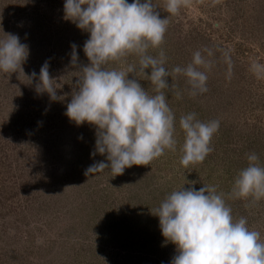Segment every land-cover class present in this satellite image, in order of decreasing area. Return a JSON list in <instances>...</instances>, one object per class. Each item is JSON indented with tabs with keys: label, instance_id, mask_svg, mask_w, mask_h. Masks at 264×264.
Listing matches in <instances>:
<instances>
[{
	"label": "rangeland",
	"instance_id": "obj_1",
	"mask_svg": "<svg viewBox=\"0 0 264 264\" xmlns=\"http://www.w3.org/2000/svg\"><path fill=\"white\" fill-rule=\"evenodd\" d=\"M64 3L0 0V39L17 34L29 48L25 75L0 72V264H171L175 245L165 241L152 212L173 190L205 184L225 193L233 217H245L264 239V199L227 196L247 166L246 154L255 152L264 165V72L252 70L264 65V0H185L170 16L160 46L164 66L169 72L186 66L202 50L211 62L208 91L192 97L183 76H170L174 88L164 91L176 118V151L115 177L107 169L85 175L93 163H107L106 156H93L95 127L65 115L77 71L89 63L83 46L90 34L64 19ZM153 4L162 18L169 15L165 0ZM46 61L62 101L38 94L27 78L33 71L38 76ZM137 62L129 56L107 67ZM136 78L151 92L148 80ZM191 112L201 121L219 120L220 127L214 150L184 168L179 119Z\"/></svg>",
	"mask_w": 264,
	"mask_h": 264
},
{
	"label": "clouds",
	"instance_id": "obj_2",
	"mask_svg": "<svg viewBox=\"0 0 264 264\" xmlns=\"http://www.w3.org/2000/svg\"><path fill=\"white\" fill-rule=\"evenodd\" d=\"M184 3L165 0L164 10L169 15L162 18L153 0H65L64 19L90 34L83 46L89 63L77 71L65 115L78 126L87 123L95 127L93 156L98 153L107 160L90 165L85 175L107 169L115 177L134 165H149L166 150L176 151V118L164 91L174 88L168 78L183 76L188 94L197 97L208 91L206 70L211 68L202 50L194 51L186 66H175L171 72L164 66L167 57L160 46L170 16ZM71 48V64L77 65V46ZM150 49L160 50L154 56ZM28 56V45L17 34L4 33L0 39V72H23ZM129 56L137 57L138 62L107 67ZM252 70L264 72V65L254 63ZM137 76L150 82L151 92ZM27 78L30 83L36 81L38 94L47 93L53 101L65 98L57 96L56 80L49 75L47 61L38 76L33 71ZM219 127V120L201 121L194 112L180 117L182 167L206 159L214 150L211 141ZM246 158L247 166L238 172L227 196L251 198V203H256L264 199V165L255 152L246 154ZM152 214L159 219L165 241L175 245L171 264H264L261 233L250 229L245 217H233L225 193L218 192L214 185L173 190Z\"/></svg>",
	"mask_w": 264,
	"mask_h": 264
}]
</instances>
